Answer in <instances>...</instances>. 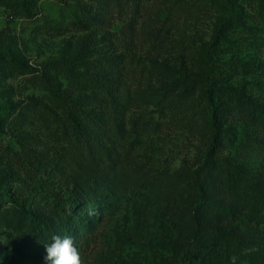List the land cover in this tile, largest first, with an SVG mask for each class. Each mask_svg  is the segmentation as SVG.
I'll list each match as a JSON object with an SVG mask.
<instances>
[{"label":"rangeland","instance_id":"1","mask_svg":"<svg viewBox=\"0 0 264 264\" xmlns=\"http://www.w3.org/2000/svg\"><path fill=\"white\" fill-rule=\"evenodd\" d=\"M209 48L216 132L169 108L205 122ZM46 168L88 203L54 208ZM53 235L82 264H264V0H0V264H47Z\"/></svg>","mask_w":264,"mask_h":264},{"label":"trees","instance_id":"2","mask_svg":"<svg viewBox=\"0 0 264 264\" xmlns=\"http://www.w3.org/2000/svg\"><path fill=\"white\" fill-rule=\"evenodd\" d=\"M102 3H107L108 6L117 3V0H100ZM224 6L227 9L229 15L232 12V8L228 2H224ZM220 38V33H218L213 42L210 44V48L214 47L217 43V41ZM210 48L208 50L207 56H206V62L208 70L203 74L202 77V83L203 88L205 91V94L207 96L208 103L210 104L209 110L205 111L204 118L205 122H201L200 118L197 116L200 114L201 110L200 107L196 104L186 105V101L183 97L179 96L172 100L171 104L169 105L170 111L172 112H179L181 114H190L192 117H194V123L196 127H199L200 129H208L210 128L213 131H217L219 128L218 126V120L219 116L217 115L215 109H214V93H215V87L212 83V77H211V65L213 62V57L210 52ZM13 61H16L13 59ZM113 85V83H104L103 86H101V89L106 92L107 94H112L116 88ZM118 88V86H115ZM187 91V90H185ZM86 116L88 117L86 119ZM84 121H86V129L83 131V127H81L80 124H78L75 120H72V127L74 131L77 133L84 134L86 140L88 141V144L92 146L93 142H97L101 148H104L105 141H106V134L102 132H98L100 130L101 125H105L103 122L97 121L92 119L90 112L83 113ZM96 133L97 136H96ZM34 170V169H32ZM29 173V177H34L35 182H37L39 188L47 189V186H55L60 185V188H53V191L49 195V199L51 200V203L54 208L67 211L69 207H76L78 205H81L83 203H88L86 191L82 188L81 185H79L77 182H74L72 188H70L69 195L65 196V187H69V185L73 182L70 176L67 174H60V180H57L56 170L54 168H46L45 172L43 174V177H40V171L39 173H31L30 170H27ZM42 176V175H41ZM46 185V186H45ZM47 187V188H45ZM49 190H47L48 193ZM46 228L48 227L45 223ZM97 236H89L87 235L85 240L83 249H95L96 244L93 246L94 243H96ZM196 255L197 253L193 251L192 245L189 244L185 249V262L187 261L188 264H196Z\"/></svg>","mask_w":264,"mask_h":264},{"label":"clouds","instance_id":"3","mask_svg":"<svg viewBox=\"0 0 264 264\" xmlns=\"http://www.w3.org/2000/svg\"><path fill=\"white\" fill-rule=\"evenodd\" d=\"M47 264H82L81 254L75 246V242L71 236L53 235L51 242L45 244ZM255 251L253 248H245L242 250V256L251 255ZM239 257L233 255L230 257V264H237Z\"/></svg>","mask_w":264,"mask_h":264}]
</instances>
